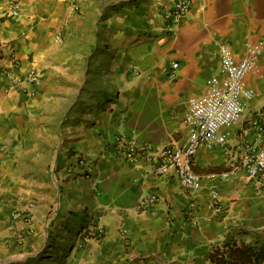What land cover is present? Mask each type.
Wrapping results in <instances>:
<instances>
[{
  "label": "crops",
  "instance_id": "0c3cea01",
  "mask_svg": "<svg viewBox=\"0 0 264 264\" xmlns=\"http://www.w3.org/2000/svg\"><path fill=\"white\" fill-rule=\"evenodd\" d=\"M176 2L20 0L16 18L10 0H0V194L27 170L22 158L36 156L42 176L32 245L55 242L51 253L31 255L32 264H214V245L264 244V183L241 163L246 142L264 144L255 124L264 113V0H190L170 29L165 15ZM222 45L236 59L261 49L246 78L255 95L227 129V143L195 155L201 188H183L173 172L156 175L147 158L122 160V135L153 150L187 144L189 99L225 77ZM12 53L17 73L41 74L35 96L6 91L2 70ZM76 155L87 159V174L69 171ZM146 195L157 200L142 208ZM97 224L103 237L83 242ZM25 259L15 264H31Z\"/></svg>",
  "mask_w": 264,
  "mask_h": 264
},
{
  "label": "built area",
  "instance_id": "2783aa9c",
  "mask_svg": "<svg viewBox=\"0 0 264 264\" xmlns=\"http://www.w3.org/2000/svg\"><path fill=\"white\" fill-rule=\"evenodd\" d=\"M11 14L20 16V0H10ZM75 9L78 6L75 5ZM190 9V0H177L173 8L165 15L170 29ZM218 53L220 55L225 77L215 82L205 96L189 99V111L184 122L189 129L188 142L184 147L165 146L153 150L149 144L139 143L134 138L120 136L116 145L119 148L120 158L127 162H135L139 158H147L155 162L154 173L164 175L173 172L177 175L183 188L198 190L201 188V176L194 170V157L202 147L224 146L229 135L227 129L236 124L245 112L244 101L254 97L255 91L246 83L248 74L258 66L261 49L256 47L242 59H236L229 49L222 45ZM20 59L15 53L11 55V67L3 69V75L8 80L6 91L19 89L23 93L35 96V86L41 82V74L32 68L26 73H17L15 68L20 67ZM176 69L178 63H174ZM256 125L264 132V113L258 114ZM241 163L249 175L264 183V144L246 142L242 147ZM79 167L87 174L90 165L82 155H76V164L71 165L69 171ZM224 173L223 176H227ZM208 195L214 205H219L220 196L214 190L207 189ZM157 200L155 196H142L139 206H150ZM35 207V204L30 205ZM29 230V228H27ZM104 235L103 225L97 224L87 229L82 234L83 242L99 240Z\"/></svg>",
  "mask_w": 264,
  "mask_h": 264
},
{
  "label": "rangeland",
  "instance_id": "374dc122",
  "mask_svg": "<svg viewBox=\"0 0 264 264\" xmlns=\"http://www.w3.org/2000/svg\"><path fill=\"white\" fill-rule=\"evenodd\" d=\"M60 129L63 133L66 130V125H62ZM30 141L31 144H34L37 138H32ZM22 161L27 163V170L25 171V168L21 167V170H24L25 173L21 170L15 173L14 180L10 186L12 191L0 194V208H4L0 214V264L19 263L26 260V256V262L32 264L28 260L31 255L40 256L51 253L53 249L49 248L55 245V242L50 239L32 245V237L39 229L36 228L35 224L36 208L38 207L36 204L38 199L36 197L35 183L42 175L36 171L40 166L36 162V156L22 158ZM24 177L26 180H23ZM20 191L25 193V197L19 195ZM32 204H35V207L30 208ZM6 206H8V211L5 210ZM35 247L38 248L34 250Z\"/></svg>",
  "mask_w": 264,
  "mask_h": 264
},
{
  "label": "trees",
  "instance_id": "16d2710c",
  "mask_svg": "<svg viewBox=\"0 0 264 264\" xmlns=\"http://www.w3.org/2000/svg\"><path fill=\"white\" fill-rule=\"evenodd\" d=\"M214 264H264V244H248L232 240L212 246Z\"/></svg>",
  "mask_w": 264,
  "mask_h": 264
}]
</instances>
